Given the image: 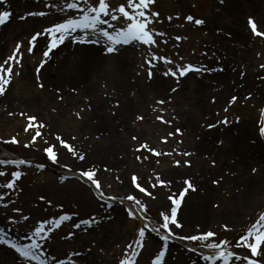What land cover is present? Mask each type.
Here are the masks:
<instances>
[{"label":"rangeland","instance_id":"1","mask_svg":"<svg viewBox=\"0 0 264 264\" xmlns=\"http://www.w3.org/2000/svg\"><path fill=\"white\" fill-rule=\"evenodd\" d=\"M61 2L7 0L6 4L0 3V9L11 11L10 19L0 24V63L13 54L17 42L22 50L19 66L13 62L12 77L5 93L0 94V159L31 162L0 166L4 173L0 175V193H4L0 197V228L18 241L27 242L25 236L35 222L48 220L46 227L51 226L53 230L45 247L62 264H119L129 256L133 264H152L161 247L166 250L164 263L178 255L179 264H208L200 258V253L207 254L209 250L201 248L199 241L163 242L162 230L150 231L162 222L161 212L170 214L169 197L179 198V192L187 187L185 180L192 184L197 177L205 176L211 194L207 196L203 219L193 215L189 225L180 220L181 200L194 191L188 188L184 197L179 198L177 208L182 228H173V231L178 235L211 231L215 236L210 241L226 239L231 250L247 255L236 246V240L264 213V194L255 204H247L236 189L237 183H219L217 179L220 175H229L233 168L235 173L231 179L259 174V167L253 164L247 165L244 174L235 168L237 160L233 154L240 151L238 147L245 140L238 139L233 128L249 123L255 136L254 145L264 154V135L259 132L264 127V69L260 67L264 65V37L253 35L248 24L252 18L257 31L264 32V0H153L149 8L158 16L148 27L162 33L154 35L155 44L133 41L118 45L114 53H106L102 40L82 44L66 37L44 58L47 37L40 36L33 44L32 53H28L33 33L79 11L61 12L59 7H45V4L60 6ZM124 2L108 0L113 8ZM41 11L47 14L25 15ZM186 15L203 19L205 23L196 25L185 20ZM177 36L181 37L179 41L175 39ZM153 53L157 59H151ZM160 57L169 58L170 62L165 63ZM41 59H45V64L37 72ZM177 64L181 67L192 64L200 70H189L183 76L164 74L168 68L175 71ZM254 78H258V96L247 92V85ZM85 84L91 92L84 90ZM96 96L114 99L102 107L111 119V126L103 122L92 129L85 123L93 114L92 98ZM121 103L128 109H119ZM28 117L35 120L29 121ZM121 120L124 128L116 125ZM112 126L116 131L111 130ZM34 135L36 140H32ZM56 135L69 145L74 137L85 148L104 150L99 158L106 165L102 169L94 167L95 178L105 195L116 200L101 199L96 188L81 178L77 169L91 165L70 158V152L59 144ZM49 144L57 153V163L48 160L43 151ZM41 163L44 168L37 167ZM13 170L22 174L9 190L2 186L11 179ZM133 175L139 188L132 183ZM193 193L199 199L207 192L200 196ZM129 194L145 205L142 215L129 217L124 211L136 207L126 199ZM63 214L69 219L58 226L52 223ZM9 216L14 219L8 220ZM21 216L28 219L21 220ZM92 220L95 223H84ZM145 224L148 225L146 234L141 245L136 246L138 229ZM70 232L73 235L69 236ZM130 243L136 248L134 254L131 249L125 253ZM193 248L196 251H191ZM261 259L264 264V258ZM2 262L16 264V259H0ZM231 264L243 262L233 259Z\"/></svg>","mask_w":264,"mask_h":264},{"label":"snow or ice","instance_id":"2","mask_svg":"<svg viewBox=\"0 0 264 264\" xmlns=\"http://www.w3.org/2000/svg\"><path fill=\"white\" fill-rule=\"evenodd\" d=\"M223 2V0H221ZM0 3L6 4L7 0H0ZM153 3V0H125L124 3L118 4L116 7H110L108 0H62L61 5L56 4H45L48 8H57L61 12H66L68 10H79L75 15L69 13L66 17L59 19V22L50 24L48 27L43 29L41 32L33 33L29 38V44L27 47V52L32 53L33 44L40 36L47 37V47L43 50L42 56L47 58L49 52L56 48L59 44L63 43L65 38H70L73 42L82 44H96L103 41L104 48L103 51L106 53H114L117 51L118 45H127L130 42H139L143 45H152L156 41L154 35H162V33H155L154 30L150 29L148 26L153 22V18L158 16L157 12L151 11L149 5ZM47 13L41 11L38 13H25V15H40L44 16ZM11 16V11L9 9H0V24L6 23ZM23 19V17H21ZM171 19V17H168ZM187 21H193L196 25H202L205 23L203 19H194L192 15H186L184 17ZM117 24L120 26L117 27ZM248 24L250 25L251 32L253 35H258L264 37V32L257 31L255 23H253L252 18L248 19ZM91 38V39H90ZM177 41L181 37H175ZM22 55V50L20 48V42H17L13 54L8 56L7 59L0 63V94H4L6 86L13 74V62L19 66L20 58ZM259 55V53H258ZM148 60V57H145ZM151 59H157L155 53L152 54ZM159 59L164 60L165 63H169V58L160 57ZM151 61L149 60V63ZM5 64L7 67H5ZM45 64V59H41L37 65V72L39 71L40 65ZM264 69V65H260ZM189 70L200 69L195 68L192 64H185L181 67L179 64L175 65V71L173 68H168L164 73L165 75L171 74L176 76L177 73L183 76ZM222 70V69H208V71ZM18 75V72L16 73ZM149 77H151V70L148 72ZM240 75H244L243 72ZM37 80L39 76L37 75ZM42 86V85H37ZM59 92V89H57ZM250 95V94H249ZM235 100V97L231 98ZM231 102V101H230ZM11 115V113H9ZM79 116V113H76ZM29 121H34V117H28ZM139 119V117H138ZM264 122V118H262ZM40 126L43 127V123L40 122ZM212 127V125H209ZM179 131V129H177ZM261 135H264V127L259 129ZM37 135H40L37 132ZM55 139L60 145L67 148L73 157H77L79 160L85 159L84 151L75 148L73 145H69L65 140L61 139L59 135H56ZM73 139H75L73 137ZM32 140H36V135L32 136ZM13 142L15 139L13 138ZM27 146V145H26ZM43 151L47 155V159L52 163H57V153L53 146L45 147ZM139 159V158H138ZM31 163L24 159H0V166H20L24 164ZM189 163L185 161V164ZM38 168H44L43 163L37 165ZM64 167H68L65 165ZM252 171H255L253 169ZM77 173L82 179H86L88 183L96 188L97 193L101 199L107 201H114L117 198L106 196L100 182L95 178L96 169L89 166L86 169H77ZM22 173L18 170L11 171V179H8L6 184L2 187H6L9 190L14 188V181L20 177ZM0 175H4L3 171H0ZM63 179V177H61ZM159 183H164L159 181ZM132 183L136 184V177L133 175ZM216 183V181H213ZM186 188L179 192V198H183L185 192L188 188H193L194 186L187 180H185ZM139 188L140 185L136 184ZM143 191V189H141ZM4 193H0V197H3ZM171 200V207L169 209L170 214L165 212L160 213L161 223L156 226H152L151 232L163 231V235L160 237L161 241L167 242L169 240L180 239L182 241H199L200 247L209 250L207 254L204 252L200 253V258L208 261V264H231L232 260L242 261L243 264H262V259L264 258V213H261L259 218L255 220L245 231L244 234L240 235L236 240V246L242 248L247 252V255H241L236 251L231 250V246L228 244L226 239H220L218 242L209 238L214 237L215 233L211 231H206L202 233L192 234V235H178L173 231V228L180 229L182 225L177 218V208L180 203V199ZM43 200V197H40ZM127 200L132 201L135 204V208H125L124 211L129 217H135L138 214L142 215L145 211V205L141 203L136 197L129 194L126 197ZM51 203V201H49ZM123 203V201H121ZM62 207V206H60ZM13 212H19V209H12ZM8 220H13L14 218L9 216ZM21 220H27V216H21ZM69 216L67 214L60 215L58 218L52 221L53 224L59 225L61 221L68 220ZM95 223V220L84 221V223ZM48 220H41L35 222L34 226L30 228V233L26 234L25 239L27 242H19L15 236H8L5 234V229L0 228V244L9 247L14 250L16 254V264H62V261L55 256L48 254V249L45 247L49 233L53 230L49 225ZM77 227V225H74ZM148 225L145 224L144 227L138 229V238L135 240V245H141V239L146 234V229ZM255 233V234H254ZM69 236L73 235L71 232L68 233ZM131 249L134 254L136 248L130 243L125 248V253L129 252ZM191 251H196L195 248ZM166 250L161 247L158 253L154 256L152 264H164L163 258L165 257ZM119 264H133V258L129 256L127 259H121Z\"/></svg>","mask_w":264,"mask_h":264},{"label":"bare ground","instance_id":"3","mask_svg":"<svg viewBox=\"0 0 264 264\" xmlns=\"http://www.w3.org/2000/svg\"><path fill=\"white\" fill-rule=\"evenodd\" d=\"M96 62V60H95ZM100 64L97 62L96 67H98ZM258 78H254V81L250 83L248 86L247 92L251 94L252 96H258L260 94V90L258 88L259 84L257 83ZM84 90L88 93L91 92L90 86L85 84ZM112 101L114 99L110 98V96L101 97L96 96L94 99L92 98V106L93 108V114H90L88 118L86 119L85 123H88L90 127L98 126L100 123H110V118H107L108 116L105 115L104 112H106L104 109H102L103 105L107 104V101ZM122 104V103H121ZM96 106V107H95ZM122 107L124 110L128 109L127 105L122 104V106H118L120 109ZM99 114V116L97 115ZM118 125L121 128H124L125 123L123 120L118 121ZM123 123V127L121 126ZM108 125H112L111 123ZM115 125V124H114ZM234 134L237 135L238 139H244L245 143L241 144L238 148L240 151L238 153L233 154V157L236 158L237 163L235 165V168L238 169V172L244 174L246 173L245 168L248 164H253L254 167H259V174L257 176H252L248 178H242L239 180V177L236 176V178L231 179L233 177L235 171L234 168L229 170V175L227 177H224L222 175L218 176L219 179L217 181L220 183L224 181V183H230L231 185H236V189L238 190V193L241 194L244 197V200L247 204H255L257 202V199L260 195L264 194V154L260 151L259 148H257L254 144V133L249 125V123H241L237 127H234ZM111 130L116 131V128L112 126ZM116 136V135H114ZM70 144L73 145L75 148L84 151L85 153V159L79 160L77 157H73L71 153L68 154L70 158H73L75 161V158L77 161L82 162L84 164H87L88 166L91 165L92 167H96L98 169H102L106 164L104 161L99 158L102 157L104 154L103 149L95 150V149H88L85 148V146H82L80 140L78 138H71ZM100 159V160H99ZM101 162V163H100ZM234 167V166H233ZM199 178V179H198ZM222 178V179H221ZM198 179V181H197ZM234 181V183L232 182ZM192 185H194V191L197 192V194L200 196L203 192H207L205 196H201L199 199L194 198L193 192L187 193L185 196V200H181L180 206H179V212L180 210L181 215L180 220L183 222L184 225H189L188 223H191V220L194 217L199 218L200 220L203 219L204 210L206 208L205 204L207 203V196H209L211 193V190H209L207 181L205 179V176H199L196 178V180L192 181ZM193 189V188H192ZM195 199V200H194ZM194 200V201H193ZM196 201V203H194ZM261 203V202H260ZM192 209V211H191ZM178 212V213H179ZM198 221V220H196ZM199 222V221H198ZM6 235L10 236L9 234L5 233ZM20 242V241H19ZM8 258L16 259V254L14 250L10 249L7 246H4L0 244V259L8 260ZM5 262V261H4ZM4 262L0 264H4ZM181 262V258L178 255H174V257L169 258L168 261L164 264H179Z\"/></svg>","mask_w":264,"mask_h":264}]
</instances>
